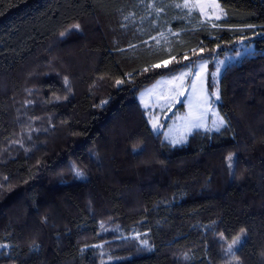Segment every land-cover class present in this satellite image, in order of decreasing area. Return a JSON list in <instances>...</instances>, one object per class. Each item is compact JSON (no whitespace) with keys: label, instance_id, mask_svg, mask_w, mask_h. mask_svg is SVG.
<instances>
[{"label":"trees","instance_id":"obj_1","mask_svg":"<svg viewBox=\"0 0 264 264\" xmlns=\"http://www.w3.org/2000/svg\"><path fill=\"white\" fill-rule=\"evenodd\" d=\"M152 2L0 0V264H264V0H218L217 27ZM242 47L225 126L152 130L143 90Z\"/></svg>","mask_w":264,"mask_h":264},{"label":"rangeland","instance_id":"obj_2","mask_svg":"<svg viewBox=\"0 0 264 264\" xmlns=\"http://www.w3.org/2000/svg\"><path fill=\"white\" fill-rule=\"evenodd\" d=\"M182 2L183 0H181ZM216 2L219 4L218 0ZM185 10L190 15L197 13L202 23L210 25H214L217 21L224 18L220 5L218 8L205 9L204 13H201L199 9H192L190 12L188 9ZM217 16L220 18L217 19ZM250 53V48L242 47V51L236 55H228L222 59L217 58L213 62L207 59L198 61L194 66L182 70L177 75L158 79L152 86L143 90L139 94L138 99L142 108L146 111L152 130L156 133L162 132L165 140L172 145L184 144L188 136L195 130L216 131L212 121L215 119L214 113L219 114V99L211 94L213 92L219 93V79L225 67L238 61L243 55ZM181 73L191 74L184 76L182 79H174V77H180ZM193 81L196 82L195 89L191 87ZM205 95H208L212 107L204 113V126L199 128L192 127V114L204 111L198 105ZM154 123L156 124L155 128L153 127ZM105 229L113 230L122 239L135 240L144 249L149 248L148 244L144 243L146 240L139 233L134 232L129 235H123L115 228ZM240 237L239 244L243 241L244 235H240ZM239 244L235 246L233 253ZM95 247L101 251L105 263L112 261L102 249V245H96Z\"/></svg>","mask_w":264,"mask_h":264},{"label":"snow or ice","instance_id":"obj_3","mask_svg":"<svg viewBox=\"0 0 264 264\" xmlns=\"http://www.w3.org/2000/svg\"><path fill=\"white\" fill-rule=\"evenodd\" d=\"M147 7L150 8V9H152V10H154L157 14H159L160 12L163 11V8H159V7H156L155 6V0H153L152 3L148 4ZM173 7L179 8V9H188L189 12L192 9H199V11L201 13H204L205 12V9H208V8H218L219 7V4L216 2V0H183L182 3H175L173 5ZM221 11H223V10L221 9ZM130 15H132V14H130ZM216 18L219 19L220 17L217 16ZM125 19L126 20L129 19V17H125ZM213 26L214 27H217V25H213ZM249 27H252V26L249 25ZM73 28L79 30L80 25H78V24L77 25H74ZM64 34L65 33H61V35H64ZM161 35H163V34H161ZM167 63L168 62H164V66L165 67L167 66ZM153 67H160V65H153ZM145 71H147V69H145ZM190 74L191 73H181L180 77H174V79H182L184 76L190 75ZM196 75H199V74H196ZM213 76H215V74H213ZM65 82L67 83V80ZM122 82L123 81H120V80H117L116 81V83L118 85L121 84ZM191 87L193 89H195V87H196V82L195 81L192 82ZM211 95H214V96H216L217 99H219V93L218 92H213ZM198 107L203 108L204 111L199 112V113H193L192 114V121L193 122H192L191 126L192 127H196V128H199V127H203L204 126V119H205L204 113L209 108L212 107L208 95H205L204 96V98L201 100V102L198 105ZM214 116H215V119H213L212 124L215 127V129L217 131H219L220 127L225 126L226 121L218 113H214ZM153 127L154 128L156 127V124L155 123L153 124ZM174 143H175V141H174ZM228 159H229V161H231L232 160V156L230 155L228 157ZM229 167H231V163L229 164ZM75 174H76V176L78 178L83 177V173L80 172V171H76ZM243 232H244V230L242 229L241 230V233H243ZM220 238H221V240H224L225 239L223 233L220 234ZM240 239H241V237L238 236L234 240H232V242L227 245V248L225 249V251L227 253H229V254H232L235 246L237 244H239ZM144 243L146 244L147 242L144 241ZM7 247H8V245H6V244H0V248H7ZM185 258H187V254H185Z\"/></svg>","mask_w":264,"mask_h":264}]
</instances>
